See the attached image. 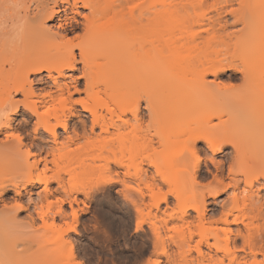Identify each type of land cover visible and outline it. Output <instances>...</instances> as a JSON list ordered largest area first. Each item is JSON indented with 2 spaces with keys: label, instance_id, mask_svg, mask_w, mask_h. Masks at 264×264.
I'll list each match as a JSON object with an SVG mask.
<instances>
[{
  "label": "bare ground",
  "instance_id": "bare-ground-1",
  "mask_svg": "<svg viewBox=\"0 0 264 264\" xmlns=\"http://www.w3.org/2000/svg\"><path fill=\"white\" fill-rule=\"evenodd\" d=\"M188 1L190 2V0ZM193 1L189 4L187 0H83V2H86L92 6L87 10V21L83 20L84 15L81 14V28L84 34L80 36L79 40L73 39L71 41V44H69L66 38V30L60 29L58 27V32L60 33V35L59 37H57L54 33H50L47 31L46 27L44 26L47 22L44 21L42 24L41 17L37 15V12L39 11V8L37 6L39 5L60 4L62 6V8L60 9L61 20L63 21L68 16V10L71 8V5L67 4L66 0H0V115H4L5 118L3 120V123L8 129V131H5L4 128H0V132H3L4 136V140H0V152H7L6 155L8 157H4H10V162H8V164H10L12 167L10 166L7 169L12 168L11 170L13 171V175L15 174L12 179H15L18 175L21 176L20 173L17 175L18 171H27V174H25V172V175L21 176V181L25 176L27 177L23 179L24 182L22 181V183L20 180V183L16 182L19 176L15 180H11L10 182V177L5 180L4 183L1 181L0 202H3V197L6 195V193L13 192L15 196L14 204H21L19 201H21L23 198V192L30 194L31 189L35 188L37 185H41L43 186V188L41 192L38 193V200L42 204V207L39 205V208L37 202L34 203L38 219L40 220L39 217L41 211H44L46 213H48L49 211L48 208L47 210L43 206L45 202L47 203V207H49V205L51 207L54 205L53 207H55L56 209V217L64 218L66 216V213L64 211V204L67 200H65V198H57V200L53 204H49L48 202L49 197L55 196L54 193H58L59 195V193L61 194V191H65V180L63 178L62 172H60L62 170H58L55 175L53 174V178L50 179L46 176L45 172L43 174H39L37 177L35 175V177L33 176V172L38 171L39 168H41V165H43L44 168H47V165L50 163L49 157H52V163H59L56 162V160L60 159L58 158L59 154H61L60 152L67 149L70 144H76L74 141L77 138H84V141L87 139L85 143L88 142L90 144L89 141L97 136L96 138H98L100 140L99 142L102 143H99V145L103 146L102 148L104 149V152L108 153L109 151H111L112 153H110L113 156H117L118 152H116L117 150H115V145H118L121 139L124 140V142L126 141L125 138L123 139L125 133L123 134L122 138L120 137L122 135L121 132H124V129L126 127L128 128L129 125V120H127L125 116L127 114L132 115L133 121L135 120V123L138 124H140L144 119V115L142 114L140 109V103L142 99L147 104V110L149 111L148 116L150 119L152 118V123L160 120L159 116H161L160 114L162 110V107L160 105V89L164 79V75L167 72H175L176 76L174 77V80H176L175 78L177 77V81H180V83L178 82L180 86L177 95V97L179 98L178 106L181 109L182 113L186 115L187 119L190 117L195 119H200L201 117L205 118L204 116L208 114L210 119H222L224 114L229 113V115H226H235V118H238V121L236 120L237 122L234 123V126H240V128L234 127L236 130H234L235 132H232L233 134H231L229 131L233 126L230 125V129H228V121L227 123L225 121H222V125L220 124L215 126L216 128H218L219 126L221 128L216 130L214 128L212 129L211 127L210 129H208L207 127H203L202 129L200 128L201 131L199 130L198 132H196V128H192L195 131L192 130L193 132L191 133L193 134H189L191 135V137L186 144V146H189L181 150L182 152H179L180 154L179 156H177L178 158L174 157L176 162H178L179 159L181 161L179 162L182 165L178 173L176 172L178 174L177 180L180 179L178 180V182H182L185 176L189 177L191 179V182H195V185L198 184L197 182H199V179H204L201 175L202 165L200 162H196L192 166L188 165L189 160L190 163L192 160V152L199 154V151H202L205 153L206 150L204 148H199L200 143H204L206 149L210 150L213 155L223 153L227 145H231L235 149V156H237H234L236 159H231L234 164H231V167L229 169V174L233 175L234 177L239 174V172L235 170V165L237 164L236 166H238V168L243 164L245 165L241 166V168L246 167V165L248 166L250 157H248L247 154L255 153L254 155L252 154L253 156H255V160H258V164L259 162L262 163L261 166L258 165V167L260 166V169H258L260 173L259 171L257 172L255 180L259 181V178L264 176V134L261 136L259 135L258 139L255 136V138L253 139V141L255 142L254 144H251V142L242 143V141L235 138L236 135H234H239L236 132L237 130L240 131V129L243 130V128L241 127L242 125L247 129L249 127L248 125L257 122V119L258 121H263L264 119L259 120V117L255 118L256 116L251 113L252 111L249 113L248 108L240 106V111L242 110V113L246 110L244 115L245 118L253 115V119L256 120H252L251 116L248 118V120L250 121L245 120L243 115L240 113L238 114L237 111L235 114L231 110V115V112H228L227 108L225 110V107H227L226 104H223L224 106L220 104L223 103V101L220 102L221 98H219V96L221 97L222 94L219 95L217 99V95L214 92V89H217L216 87H218V84L215 80H209V77L211 76L215 79H218L220 75H226L228 72H233L234 76L237 74H240L242 76L241 80L244 84L248 86L252 85L251 87L255 90H257L256 87H260L262 88L261 90H264V0H211L212 3L211 1H209L210 3H208V0H196V2L195 0ZM32 3L35 4L32 6L35 7V10L33 12H31L33 10L31 8ZM14 4H20L23 6L11 7V5ZM133 5H139V7H132ZM206 6L207 8L204 9ZM200 9L202 11L201 14ZM197 10L200 12H197ZM242 46H246L245 48L253 47L254 50L250 54H248L249 52L245 51L240 53L237 52L238 48ZM76 51H79L81 54L76 55ZM69 63H74L75 66L68 67L67 65ZM6 65H8L7 70L5 68ZM256 67H259L260 72ZM260 69H262V73ZM251 71H255L256 74L252 73ZM61 72L65 73V75H61ZM67 72H79L81 74V77L79 79H82L84 81L83 88L85 89V91L76 92L73 88L71 97L67 98L68 103L64 106H60L58 111L53 110L51 113L46 115V107H48L49 105L56 106L57 101L59 100L62 93L73 87V85H75V87H78V81L74 79H72L71 84H60L59 79L65 78ZM43 73H46V77L54 81V89H49L46 92L49 95H41L40 98L39 93H37V90L34 88L35 79L33 78L41 76ZM177 73L181 76H179ZM258 73L261 74L259 75ZM256 75H259L260 77H256ZM229 79L233 80V77L230 76ZM42 81L43 78H40L38 80V82ZM126 82H131L132 86L133 84H137L136 86L141 88L143 94L135 95L136 93L132 94L133 92L131 93L129 91L128 92L131 93L130 96L129 93L125 94V91L123 92L121 88L122 86H124V84H126ZM229 90L223 91L224 95L229 92V94L236 95L237 92H235V90L237 91L238 88H231V90ZM232 90L235 93H232ZM256 93L258 92L255 91V94ZM75 94H84L86 98L83 97L82 101H85V103L76 104L75 101H72V97ZM263 94L264 93H261V95ZM19 96L21 98H19ZM226 96L229 97L230 95L227 94ZM219 99L220 101H218ZM232 102V104H235L236 107L238 106L236 105L237 103H234V101ZM257 102L260 103L259 101ZM75 105H79L82 112L89 115L90 124L88 121L80 120L79 125L74 128V134L76 136L74 138L76 139H74L73 137H69L62 141L60 140L58 129L60 128L63 129L64 132H68L69 120L72 117H77V107L75 108ZM23 111L25 114H28V120L16 124L15 118L17 116H20ZM237 115L241 118H244L243 120L245 122L241 119L244 124L243 122L241 123V121V124L238 123L239 117ZM33 119H35V122L33 124V129H35V131H33L34 136L30 144L25 143V138L23 139V141H16L14 139L8 138V132H15L20 128L26 131L27 127H29ZM224 123H226V125H224ZM18 126H20V128H18ZM137 126L136 128H134V131H137L136 134H138L140 130V126H138V128ZM97 130H99L98 134ZM149 130L150 128L148 129V131ZM215 131H218V133ZM80 132L82 133L81 135H79ZM188 132L189 131H187V133ZM228 132L229 134H227ZM46 134L49 135V140L43 138ZM226 134L227 136H229L227 137ZM231 135H233L234 138ZM156 136L159 137L160 135L158 134ZM126 139L128 140L127 136ZM124 142L120 141V144L122 143L126 146L127 143L125 144ZM93 143L94 141L92 142V144ZM144 143H141V146H143V148L150 149L153 152L158 151L154 145L153 140H145ZM247 143L250 145L249 147H247ZM97 144L98 143H96L95 145L98 146ZM121 145L118 146L120 147V151L118 148L117 149L120 154L122 153V156L124 157L125 155L123 154V152L125 151L122 152L124 148L121 149ZM138 146L135 145L136 150L135 148H133V150L136 152L137 150L139 151V149L142 147L139 146L140 148H138ZM85 147L86 146H82V148L84 149ZM100 147L101 146H99V148ZM251 147L252 149L254 148L253 152L250 150ZM23 148L26 149L24 152ZM244 148H249L250 152L249 150H245ZM69 149L70 148H68V151L65 150V153L62 152L63 155H65L66 153L70 154L65 155V157H70L71 155L73 157V155H76L75 158H77V152L79 150L82 151V149L78 147L77 149L79 150L76 149L74 152V149H72L69 153ZM103 149L100 151H103ZM107 149H109V151ZM33 150H37V152H33ZM81 151L79 152L81 153ZM188 151L191 158L189 157V155H186L188 154ZM133 152L130 149V152H128L127 154ZM110 153H108V155L111 156ZM173 153L174 152H169L167 155L163 156L160 161L169 159V156ZM0 155L2 162L4 158L2 159V154ZM63 155L61 154L60 157L63 158ZM80 155H78V160L84 157H81ZM256 155L258 157H256ZM107 158H109V160H107L108 163L114 161L113 163L116 164V166H124V164L122 163V158H120L119 161L117 157L115 158L108 156ZM31 159H33V161ZM30 160L32 162H30ZM76 160L75 163L73 160H71L70 163L73 161L72 164L78 165L79 162L76 163ZM157 162L158 161H155V163H150L151 167L157 169L156 167L159 164V162L158 164ZM72 164L69 165L72 166ZM175 165H177V163H173L174 167ZM179 166H176L178 167L177 169H179ZM158 173L161 174L159 171ZM162 174L159 175L161 176L160 178H163L161 179V181L163 180L164 183L169 184V182L172 181L171 179H173V177L169 179L166 177L165 173L164 175ZM222 175H215L213 177L215 181L220 185H222L223 183L222 178H219ZM245 176L247 180L250 179L249 172L246 173ZM145 179L146 178H144V180ZM151 179L154 180V182L156 180L155 177H152ZM109 180L110 182L107 181L108 184L114 181L112 178ZM231 180L233 182H237L235 178ZM51 182H54L57 185V189L54 192L50 188ZM179 184L180 183H178L177 185ZM226 187H224L222 190L225 191L227 189ZM178 191L179 192L175 193L177 194V196H175V194H173V196H175L178 201H181L184 196V191L183 189H179ZM180 191L182 192L180 193ZM72 192L79 194L85 193L86 190L83 186L73 185ZM222 192L223 191L215 192L214 190L209 193V196L211 194V197H219ZM261 200L262 199L258 196V199L254 202L255 205L253 206L258 213H256L258 217H255L258 219L262 218L261 220L264 221V199L263 202ZM33 201L34 200L30 197L29 202ZM58 201L59 204L57 203ZM167 201V194L156 195L155 207L158 209L161 203L166 204ZM202 203L203 204L201 205L193 204L185 208L183 216H181L180 218L183 224L182 227H185L184 224L186 223V228H188V224V226H190L189 228H191V225L194 223L191 222L192 224H190V222H187L186 219L187 216H189V211H194L197 214L196 218L198 220L196 221H199V224H196L194 226L198 228V230L202 231V229L200 228H203V223L206 216L205 200ZM14 204H12L11 206H8V204H3V206L1 207L0 215L2 214L1 218L3 219L0 218V227L5 226V224L3 226L4 221L5 223L11 222L12 225L15 224V226L16 224L20 225V222H18L17 220V214L19 213V211L23 212L25 210H28V208L26 206H23L22 204L21 208H15L13 207ZM48 215L45 218L46 221ZM231 215L235 217L232 223L230 222V224H237L239 221L244 222L243 220H245L244 218L246 217V215L241 214H239V216H236L235 214ZM222 218L218 221H216V219L214 218L215 221L210 222H215V224L221 223L228 226V216L224 217L223 219ZM242 222L240 223L242 224ZM243 224L246 225L245 223ZM50 227L51 226H49L48 223L47 225H45V222H42L41 226L38 227L39 232H35L41 233L42 230H44L43 232H45V230H48ZM141 227L142 222L136 224V230H140ZM247 229L248 232L251 233V231H249V228ZM260 229L261 230L259 231H263V235H260L261 238L259 235H257L259 237L256 238V235L254 236V234L252 235V233H246L247 235L240 234L241 236L239 235L244 243V249L245 247H248L250 249L249 256L251 255V258L253 257V259H256L258 255L264 256V226ZM0 233L2 235L1 230ZM190 234L188 236L189 238H183V240H180V242L177 241L174 236H169V239L167 240L166 238L165 241V237L163 238L162 236L163 234L157 231L154 233V238L156 239L154 240V245H157V243L159 242L158 244L161 245V255L165 256L168 260H170V262L176 260L173 263L179 264V262L177 261V256H180L181 253H186L184 252L186 251L185 248L190 249V243L193 240V235L191 234V236ZM171 237H173V239ZM58 239L59 240L56 239L57 241H54L55 243L52 242V244H54L53 248L56 246L55 244L58 243V250H61V247L62 249H64L68 244L66 245L65 241L63 242V237ZM169 240L171 241L170 244H174L177 250H181L180 253L178 251L177 256L174 254L176 257H173V254L170 255L168 251V248L171 246L168 243ZM226 240L229 244L228 238ZM59 242H61L62 245H60ZM218 242L219 243L215 242L212 245V243H209L207 240V243L205 244L209 247L216 248L215 250H217V252L223 251L224 256L227 257L226 259L230 258L229 260L231 263L234 261L236 262V251L238 249L234 248L236 250H231L229 247L230 245L228 244H225L224 248L223 243L221 245V242ZM9 243L10 244H8V247H10L11 245V242ZM15 243L17 244L16 241L14 242V244ZM201 244L202 242L200 241L196 246L198 254V257H196L198 259H195L201 261L203 264V261H206L207 258L201 250ZM3 246L0 245V264H6L5 260L10 250L8 249V247ZM222 246L224 249L220 248ZM190 250L187 252L188 255L191 253ZM11 251L12 250H10V253ZM70 251V255L74 259L73 250L71 249ZM56 252L57 249L55 253ZM186 254L185 256H187ZM185 256L183 254L181 256L182 258H180L181 260L186 259L185 261L183 260V263L187 264V260L190 257L185 258ZM210 257L211 258H209V260L212 261L211 263H213L214 259L216 261L218 260L219 262L221 261V264L224 263V260L222 259L219 260L215 257L214 259L212 256ZM20 259L22 260V258H19V260L17 259V262H15V264H20L22 262ZM245 259L247 258L245 257ZM193 260L194 257L192 261ZM199 261H197V264H199Z\"/></svg>",
  "mask_w": 264,
  "mask_h": 264
},
{
  "label": "rangeland",
  "instance_id": "rangeland-1",
  "mask_svg": "<svg viewBox=\"0 0 264 264\" xmlns=\"http://www.w3.org/2000/svg\"><path fill=\"white\" fill-rule=\"evenodd\" d=\"M192 1L190 0V2ZM209 1L211 0H208V3H210ZM187 2L189 1L187 0ZM33 5L35 4L34 3L31 4V8L33 9V10L31 9L32 10L31 12L35 10V7H32ZM206 8L207 6L204 9ZM200 11L197 10V12H200ZM201 13L202 11L200 12V14ZM82 14L85 15L88 13L86 11V13H82ZM57 31H58V25L54 27L52 33H55ZM245 47L246 46L239 47L237 52L240 53V52L245 51V52H249L248 54H250L254 50L253 47L251 48L250 47L245 48ZM5 68L7 70L8 65H6ZM256 68L259 71V67H256ZM260 70L262 73L263 72L262 69ZM252 73H255V71H253ZM261 73H258V74L260 75ZM175 74H176L175 72H167L164 75V79H163L161 89H160L161 90L160 91V105L162 107V110L160 114L161 116H159L160 118L159 121L152 123V118L150 119L148 116L149 111L147 110V104L143 99L140 103V109H141L142 114L144 115L143 116L144 119L141 121L140 124L135 123V120L133 121L132 115L127 114L126 115L127 117L125 116V118L129 120L130 126L128 125V128L126 127L127 129L125 128L124 132L123 131L121 132L122 135L120 137L122 138L123 134L125 133V136L123 137V139L125 138L126 141L124 142V140L122 139L120 141H123L125 144L126 143L127 144L125 146L122 143L121 145L120 141L119 143L117 142L118 145L117 144L115 145L116 146L115 150H117L116 152H118V154L116 153L117 156H113L111 154L112 152L109 151V149L107 150L109 151L108 153L111 152L110 153L111 156L108 155V153L104 152V149L102 148L103 146L99 145V143L100 144L102 143L99 142L100 140L98 138H96L97 136L94 137L91 141H89L91 145L88 142L85 143L87 139L84 141L83 140L84 138L83 139L74 138L76 137L74 134L75 133L74 128H76V126L79 125L80 120L88 121V122L90 121L89 115L83 113L79 105H75V108L77 107L76 108L77 117H72L69 120L68 122L69 130L67 133L64 132L63 129L59 128L58 134H59L60 140L62 141L69 137L71 138L73 137L74 139H76L74 141L76 144L73 143L69 145L68 147L70 148L69 153L72 149H74V152H75V150L79 147L80 149H82V151L79 149L77 150L81 151V153L83 154H81L79 151L77 152V154L78 155L81 154L80 156L81 157L84 156V157L83 158L79 157L81 158L80 160L77 159L78 155H77V158H75L76 155L75 156L73 155V157L72 155L70 157L69 156L65 157V155H70L67 153L63 155L62 153L65 150L68 151V148H67L64 151L62 150L60 152L63 155V158H61L60 157L61 154H59L58 158L60 159H57L58 161L56 160V162H59V163L57 164L56 163L54 164V162L52 163L53 159L52 157H49L50 163L47 165V168L41 167L39 168L38 171H34L35 173L33 172V176L35 175L36 177L39 174H43L45 172L46 176L50 179V178H53V174L55 175V173H57L58 170L59 171L62 170L60 172H62L63 178L65 180V189H64L65 191L63 192L61 191V194L59 193V195L58 193L57 194L54 193L55 196L49 197L48 202L49 204H53L55 203L57 198H63V199L65 198V200H67L64 204V209H65L64 211L66 213V216L64 218L56 217L55 216L56 209L55 207H53L54 206L53 205L52 206L53 209L51 208V211H48L49 215L47 218V223L51 227L48 230H45V232H43L44 230L42 231L40 230L41 233H36L37 231L39 232L38 227L41 226L42 222L38 219V216L36 214L37 212L35 209L36 207H34V203L37 202L38 206L42 205L38 200V193L41 192L43 186L37 185L35 188L31 189L30 194L23 192V198L19 202L23 206H26L28 210H25L23 212L19 211V213L17 214V220L18 222H20V225L16 224L15 226V224L12 225L11 222L5 223L4 221L3 226L4 224L5 226L0 227L1 228L0 230L2 232V235L0 233V243H1L0 245L1 246L4 245L3 247H8V244H10L9 242H11V245L10 247H8V249L12 251L10 253V250H9L10 255L8 254L6 257V260H5L6 264H15V262H17V259L19 260V258H22V260L20 259L22 261L21 262L22 264H30V262L31 264H77V263L78 264H160V262H165V264H174L173 262H175L176 260L173 262L172 261L170 262V260H168L165 256L161 255V245L158 244L159 242L158 243L156 242L157 245H154V240H156L154 238V233L157 231L163 234L162 236L163 238L165 237V241H166V238L167 240L169 239L168 238L169 236H174V238L179 242L180 240H183V238H187L189 234L191 233L193 236L191 234L190 235L193 237V240L190 243V249L192 250H190L189 248L188 249L185 248L186 251H184L187 253L190 250L191 253L189 255L188 253L187 254L183 253L184 256L185 254L187 255L185 256V258L190 257L187 260L188 263L190 264H197V261H199L197 260L198 254H197L196 246L198 245L200 241L202 242V244L200 245L201 250L203 254L205 255V257L207 258L206 261L205 260L203 261V264H216V262L218 264L219 261L218 260L216 261L214 257L219 260L221 259L224 260L223 261L224 263L222 264H235V263L238 264V262L239 264H264V256L258 255L256 259H253V257L251 258V255L249 256L250 249L248 247L247 248L245 247L244 249V245H243L244 243L242 241V238H240L241 236L240 234L247 235L246 233H250L248 232L247 228H249V231H251L252 235L253 234L254 236L256 235V238L259 237L260 235H263V231L261 232L259 230H261L260 229L261 227L263 228L264 221L261 220L262 218L258 219L255 217L257 216L258 213L253 206L255 205L254 202L257 201L258 196L259 198L262 199L261 200L262 202L264 199L262 198V195H261V192H262L261 188L257 187V185L259 184V181L255 180L257 172L259 171L258 169H260L259 167L262 164L260 162L258 164L257 162L258 160H255V156H253L255 153L254 154L252 153L253 155L250 153L247 154L248 157H250V162H251L250 163L248 161L249 162L248 166L246 165V167L241 168V166L245 165L243 164V165H240V167L238 168V166H236L237 164L235 165L236 167L235 170L239 172L238 174L239 176L237 175L236 177L229 174V169L231 167V164L232 165L234 164L231 159L237 157L235 156L236 155V152H234L235 149L231 145H227L223 153H220L217 155H213L211 153L212 157L218 158L217 164L210 165L209 162L202 157L203 163H201L202 165L201 175L204 179L203 180L199 179L198 180L199 182H197L198 184L196 185H195V182L194 183L191 182V179L187 176H185L187 178L184 177L183 180L181 178L182 182H178V180L180 179L177 180L178 178L177 173L180 170V167L182 165L179 159H178V162H176L175 160V158L179 156L180 154L179 152H182L181 150L189 146V145L186 146V144L188 143L189 138L193 134L191 133L193 132L192 130H194L192 128H196V132H198L199 130L201 131L203 127L204 128L207 127L208 129H210L211 127L212 129L214 128L215 130L221 129L220 126L218 128H216L215 126L220 125L222 121H225L226 123L228 121V126H229L228 129H230V125L233 126L229 130L231 134H233L232 132H235L234 130H236L235 129L236 127L240 128V126H236V125L234 126V123L238 121V118H235V115L234 116L232 115L231 110L235 114L237 111L238 114L239 113L242 114L243 117L245 118L244 115H245L246 110L245 112H243L244 113L243 114L241 112L242 110L240 111V107H246L248 108L249 113L252 111L251 113L254 116H256L255 118L259 117V120H263L264 119V94L261 95V93H264V90H261L262 88L260 87H256L257 90H255L254 88L251 87L252 85L248 86L244 84L241 80L242 76L240 74H237L234 76L233 72H228L226 75H220L218 79H215L214 77L211 76L209 77V80H215L216 83L218 84V85L216 84L218 87L215 86L217 89H214V92L217 95V99H218V96L222 94L221 97L219 96V98H221V101L220 99L218 101L220 102L223 101V103H220L222 104V106L226 104L227 107H225V110L227 108V111L231 112L232 116H228L229 113H226L228 115L224 114L222 119H216V118L210 119L208 116L209 114H208L204 116L205 118L201 117L200 119L198 118L195 119V118L190 117L187 119L186 115L182 113L181 109L178 106L179 98L177 97V95L180 89V86H179L180 81H177V77L175 78L176 80H174V77L176 76ZM259 75H256V77H260ZM228 76L229 77L232 76L233 80L229 79ZM80 77H81V74L79 72H67L66 77L60 78L59 82L62 85L71 84L72 79H74L78 81L77 86L80 87L81 81H83L82 79H79ZM40 78H43L42 82H38ZM33 79H35L34 88L37 90V93H39V97L41 96V93H45L49 89H54V81L52 79L47 78L46 73H43L41 76H38ZM83 84H84V81H83ZM136 85L133 84L132 86L131 82H126V84H124V86H122L121 89L123 92L125 91V94H128L129 92L131 93L133 92L132 94L136 93L135 95L143 94L141 91V88H139ZM71 88L73 89V87ZM228 88L230 90L231 88H235V89L238 88L237 91L235 90V92H237L236 95L229 94L230 92L227 93L228 95H230L229 97L226 96L227 94L224 95L223 91H226V90L228 91L229 90ZM255 91L258 92L256 93L258 96L255 94ZM233 92L234 91L232 90V93ZM131 93H129V96ZM83 97L86 98L84 94L82 95L75 94L72 97L73 99L72 101H76L77 99L82 100ZM19 98L21 97L19 96ZM232 101H234V103H237L236 105L238 106L236 107L235 104H232L233 103ZM257 101H259L260 103H258ZM230 103H231V106H230ZM257 103H258V106H257ZM233 106L235 107V110ZM241 109H245V108H241ZM78 114H79V117H78ZM250 116H248V118ZM19 117H20L19 120L15 118L16 124L22 123L23 121L28 120V114H25L24 111L20 114ZM253 117H252V120L255 121L256 119H253ZM244 118L239 117L238 123H240V121L242 123L244 121L243 120ZM246 118L245 120H248V118L247 119ZM256 121L257 122H254L252 124L247 123L249 124L248 125L249 127L247 129L244 128V126L242 125L241 127L243 128V130L242 129H240V131L237 130L236 133H238L239 135L234 134L236 135L235 138L241 140L242 143L251 142V144L252 143L254 144L255 142L253 141V139L255 138V136L258 139L259 135L261 136L264 134V131H263L264 130V120L258 121L257 119ZM34 122H35V119L31 121L26 131L24 129L22 130L20 126H18V128L20 129L15 131V132L20 133L25 138V141H26L25 143L27 144H30L34 136V133H33ZM226 123H224V125H226ZM151 124L154 126H152ZM137 125L140 126L139 128L140 130L137 129L139 130L138 134H136L137 131L136 132L134 131V128H136ZM245 126H246V123H245ZM149 128L150 130L148 131ZM187 131L189 132L187 133ZM218 131H215V132L218 133ZM98 133H99V130H97V134ZM81 134L82 133L80 132L79 135ZM155 134L156 135L159 134L160 136L157 137ZM227 134H229V132ZM126 136L128 137V140L126 139ZM231 136L233 137V135ZM43 138L46 140L50 139L48 134L44 135ZM146 138L147 139L150 138L149 140L154 141V145L158 151L153 152L152 150L143 148V146H141V143L143 144L145 140L149 141ZM2 139L4 140V136H0V140ZM78 139H80L81 141ZM77 140H78V143H77ZM93 141L94 143L92 144ZM96 143H98L97 144L98 146L95 145ZM157 143L158 145L159 144L160 145L158 146ZM119 144L121 145V149L124 148L127 150V151L124 149L122 150V152L125 151L123 152V154L125 155L124 157L122 156V153L120 154L119 152L120 151L119 149L120 147H118L120 146ZM135 145L137 146L139 145L142 148L138 146V148L140 149L139 151L137 150L136 152L133 150V148H135L136 150ZM201 145H204V143H200L199 148H202ZM82 146H86L85 149L82 148ZM99 146L101 147L99 148ZM249 146L250 145L248 144L247 147ZM117 148L119 149V151ZM129 148L132 150V152L133 151L134 152L127 154L128 152H130ZM203 148L206 150V147H203ZM102 149L103 151H100ZM253 149L251 147L250 150L253 152ZM25 150L26 149L23 148V152ZM245 150H249V148L248 149L246 148ZM208 151L209 150L205 151L204 153L205 157L208 156ZM33 152H37V150H33ZM169 152L171 153L174 152V153L169 156V159L167 160L165 159V161H160V159L163 156L167 155ZM200 152L202 151H199V153ZM175 153H177L178 155ZM0 154H2V159L4 158L2 160L3 163L1 162V158H0V185L2 182L4 183V181L7 180L9 177L11 178V179L9 178V182H10L11 180H15L19 176L18 175L19 173L21 176H24L25 174H27L26 170H24V172L18 171L17 173L18 176L15 179H12V177H14L15 174L13 175V171L11 170L12 168L7 169L8 167L11 166L10 164H8V162H10V157L9 158L4 157V156H7L6 155L7 152L5 153L0 152ZM186 155H189V151H188V154ZM108 156L115 157V158L117 157L118 161L120 158L123 157L122 158L123 162L121 161L122 159L120 161L124 164V166L123 165H121V167L119 165H118L119 167L116 166V164L113 163L114 161L113 162L111 161L112 159L110 160L112 163L111 162L108 163L107 161L109 160V158H107ZM256 157L258 156L256 155ZM73 158L75 160L77 159L76 163L79 162L78 165L72 164L73 161L75 163V160ZM70 159L73 160L71 163H70L71 161ZM31 160L33 161V159ZM31 160L30 162H32ZM155 161L159 162V164L157 162L158 164V166L156 167L157 169H155L154 167H151L150 165V163H155ZM173 163L174 164L177 163V165H175L174 167ZM5 164L7 165V167ZM69 164H72V166H70ZM193 164H194L193 161L191 160V163H190V160H189L188 165L192 166ZM258 165L260 166L258 167ZM176 166H179V169H177L178 167ZM220 166L222 169L220 168ZM217 167H219L220 169ZM158 171L161 174L163 173L162 175H164L165 173L166 177L169 179L173 177L174 180L171 179L172 181H170L169 184L167 183L168 184L167 185L166 183H164L163 180L161 181V179L163 178H160L161 176L159 175L161 174H159ZM221 172L223 173V175ZM248 172L250 173V176H249L250 179L248 177L249 180H247L245 176V174ZM215 175H218V176L222 175L221 177H219L220 179L222 178L223 180L222 185H220L218 182L215 181V179L213 178ZM21 176H19L16 182H19V180L21 181ZM25 177L24 178L22 177V178L25 179ZM152 177L156 178L155 182L154 180L151 179ZM111 178L114 181L112 180L113 182L108 184L107 181L110 182L109 179ZM144 178H146L147 180L146 179L144 180ZM230 178L231 179L235 178L237 182L235 181L233 182ZM178 183L180 184L177 185ZM73 185L85 187L86 192L79 193V194L72 192ZM224 187L227 188L225 191L222 190ZM50 188L53 192L56 191L57 189L56 183L51 182ZM179 189H183L184 191V196H183V199H181V201H178L175 198V196H177V194L175 193L179 192L178 191ZM214 190L215 192L216 191H223V192L220 194L219 197H215V198L211 197V194L209 196V193H211ZM181 192L182 191H180V193ZM159 194H163V195L167 194L168 201L166 204L161 203V205L157 209L155 207V196ZM173 194H175V196H173ZM14 197H15L14 193L11 196L5 195L3 197V202H0V209L3 206V204H8V206H11L12 204H14ZM30 197L31 199L34 200L33 202H29ZM204 200L206 202V216H205V221L203 223L204 226L203 228L202 227L200 228L202 229V231L198 230V228L194 226L196 224H199V221H196L198 219L196 218L197 214L194 211H189L188 213L189 216H187V219H186L187 222H190V224H192L191 222H193L194 223L192 224L193 226L191 225V228H189L190 226H188L189 224L187 223L188 228H186V225H185L186 223H185L184 224L185 227H182L183 224L180 218L181 216H183V212L185 208L193 204L201 205L203 204L202 202ZM43 206L46 209L48 208L46 202ZM252 209H255V210H252ZM73 210L77 213L76 218L70 214ZM243 212L246 214H244ZM230 213L233 215L235 214L236 216H239V214L246 215L247 218L246 217L244 218L245 219L243 220L244 222L239 221L237 224H230V222L232 223L235 217V216H232ZM227 216H228L227 219L230 224V225L228 224V226L221 224V223L215 224V222L214 223L210 222V221H215V219L216 221L221 220L222 217L224 218ZM1 217H2V214L0 215V218ZM139 222H142V227L140 230H136V224ZM240 222H242V224L245 223L246 225L243 224L244 225L243 226ZM247 222L249 223V226ZM72 229H75V231H72ZM3 232L5 235L3 234ZM62 237H63V242L65 241L66 245L67 244L68 245L65 246L64 249H62L61 247V250H58V247H57L58 243L56 242L57 244H55L56 246L53 248L54 244H52V242H54L56 239L59 240L58 238H62ZM171 238L173 239V237ZM227 238H228L229 244L227 243V240H226ZM12 239H13V242H12ZM170 240L168 242L169 244L171 242ZM207 240L209 243H212V245L213 243L215 242L219 243L218 241H220L221 245L223 243V246L225 244L230 245L229 247L231 250L238 249L236 251L237 261L236 262L234 261L231 263L229 260L230 258L226 259L227 257L224 256L223 251L217 252V250H215L216 248L209 247L208 245H206L205 243H207ZM15 241L17 242V244L16 243L14 244ZM59 243L60 245H62L61 242ZM170 245L171 246L168 248L170 255L173 254L172 255L173 257L175 255L177 256L178 251L180 253L181 250L179 249L177 250L174 244H170ZM223 246L220 248H223ZM56 249H57V252L55 253ZM71 249L73 250L74 259L70 255ZM243 249L245 252L243 251ZM183 254L182 253L181 255L179 254L180 256H177L178 259L176 258L179 264H184L183 263L184 259L181 260L182 258L181 256ZM210 256H212L214 259L213 263H211L212 261L209 260V258H211ZM243 256H245L247 259H245V257ZM193 257L195 260V261L193 260L194 263L192 261ZM242 258H244L245 260ZM200 262L201 261H199L198 263L202 264V262L201 263ZM220 262L219 264H221ZM16 264H19V263H16Z\"/></svg>",
  "mask_w": 264,
  "mask_h": 264
},
{
  "label": "snow or ice",
  "instance_id": "snow-or-ice-1",
  "mask_svg": "<svg viewBox=\"0 0 264 264\" xmlns=\"http://www.w3.org/2000/svg\"><path fill=\"white\" fill-rule=\"evenodd\" d=\"M67 4L71 5V8L68 10L69 14L68 16L62 21L61 20V12L60 9L62 8V6L60 4H51V5H39L37 6L39 8V11L37 12V15L41 17V23L43 24L44 21H46V25H44L47 29L48 32H53V29L55 26L58 25V27L60 29H64L66 30V34H67V42L69 44H71V41L73 39L79 40L80 36L83 35V31L81 28V14L82 13H86V11L92 7L90 4L83 2V0H66ZM23 5L20 4H14L11 5V7H22ZM132 7H139V5H133ZM83 20L87 21L88 20V16L85 14L83 16ZM57 37H59L60 33L57 31L54 33ZM76 55H80L81 53L79 51H76L75 53ZM68 67H74L75 64L74 63H69L67 65ZM61 75H65V73L61 72ZM73 88L76 92H83L85 91V89L83 88V81H81V86L80 87H75V85H73ZM72 91L73 89L70 88L68 89L66 92L62 93L60 95L59 100L57 101L56 106H52L49 105L48 107L45 108V114H49L51 113L53 110H59L60 106H64L68 103V97H71L72 95ZM41 95L43 96H47L49 95L48 93H41ZM76 104H82L85 103V101L79 100L77 99L75 101ZM14 110V109H12ZM4 115H0V128H4L5 131H8L7 127L5 126V124L3 123L4 120ZM17 120L20 119L19 116L16 117ZM33 131H35V129H33ZM0 136H3V132H0ZM8 138L9 139H14L16 141H23L24 137L18 133V132H8ZM201 147H205L204 145H201ZM208 150V149H206ZM192 156V160L193 163L196 162H200L203 163L202 161V157L204 159H206L209 164H217L218 163V158L212 157L211 155V151H208V156L205 157L204 156V152H200L199 154L192 152L191 153ZM41 167H43V165H41ZM257 187H260L262 192V198H264V176L259 178V184L257 185ZM6 195L11 196L13 195L12 192H8L6 193ZM59 204V201L57 202ZM7 207V206H6ZM13 207L15 208H21L22 205L19 203H16L13 205ZM51 206L49 205L48 209L49 211H51ZM73 217H75L77 215V213L73 210L70 213ZM48 215V213L41 211L40 212V220L42 222H45V225H47V221H46V216ZM72 231H75V229H72ZM160 264H165V262H160Z\"/></svg>",
  "mask_w": 264,
  "mask_h": 264
}]
</instances>
